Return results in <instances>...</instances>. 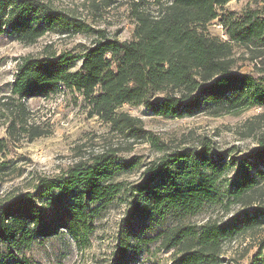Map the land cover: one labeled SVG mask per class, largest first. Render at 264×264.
<instances>
[{
	"label": "trees",
	"instance_id": "trees-1",
	"mask_svg": "<svg viewBox=\"0 0 264 264\" xmlns=\"http://www.w3.org/2000/svg\"><path fill=\"white\" fill-rule=\"evenodd\" d=\"M234 1L239 0H141L133 5L130 41H120L37 0H0V36L25 46L47 34L96 36L80 55L48 52L40 59L23 58L11 99L25 114L26 100L66 89L81 98L90 118L134 143L149 137L139 119L119 112L122 106H143L162 118L219 117L264 107L263 77L233 71L235 48L264 66V8L229 10L227 4ZM213 23L221 38L208 33ZM42 136L36 132V138ZM7 148L0 140V155ZM114 152L81 159L57 176L38 178L31 191L0 201V264H31L24 252L52 237L66 235L76 248L87 249L97 220L121 196L125 213L108 264H137L153 243L172 251V264H212L220 260L225 242L264 230V138L237 159L223 196V159L165 154L141 182L125 188L116 182L121 165ZM7 168L0 163V176ZM206 205L239 211L224 221L184 223ZM170 218L177 222L151 234ZM263 252L264 239L257 254Z\"/></svg>",
	"mask_w": 264,
	"mask_h": 264
},
{
	"label": "rangeland",
	"instance_id": "rangeland-1",
	"mask_svg": "<svg viewBox=\"0 0 264 264\" xmlns=\"http://www.w3.org/2000/svg\"><path fill=\"white\" fill-rule=\"evenodd\" d=\"M37 1L81 21L93 31H105L110 38L130 41L135 26L133 5L141 0ZM249 6L264 8V0H239L227 4L232 11ZM207 31L210 36L221 38V29L215 23L210 24ZM95 38L92 33L73 37L47 34L36 44L25 46L7 35L0 36V140L5 139L8 147L0 155V163L8 166L0 176V201L21 191H31L40 177L57 176L81 159L110 150L115 151V158L121 165L116 182H123L125 188L141 182L150 166L158 163L165 154L185 152L192 159L201 155L208 160L223 159L227 172L219 189L221 195H225L226 184L236 171L237 159L252 153L258 140L264 138V107L219 117L162 118L143 106H122L119 112L139 119L141 128L148 134V141L137 143L119 135L109 124L90 118L81 98L66 89H60L49 98L26 100L25 114L16 108L19 103L11 99L10 86L16 66L23 58L40 59L48 52L56 56L80 55L92 46ZM233 52L234 72L264 79V73L259 72L264 66L258 64L259 60L250 61L249 54L238 48ZM36 132L44 136L36 138ZM262 191L264 193V185ZM123 200L125 196L115 199L99 217L87 249L76 248L64 235L36 241L24 252L25 256L31 264H108L118 225L125 213ZM238 211V208H231L225 213L219 205H206L196 216L185 218L184 223L197 226L211 219L224 221ZM176 222L177 219L170 218L160 227H154L151 234ZM263 239L264 230H259L227 241L220 260L212 264H264V252L257 254ZM137 261V264H172L174 255L153 243Z\"/></svg>",
	"mask_w": 264,
	"mask_h": 264
}]
</instances>
